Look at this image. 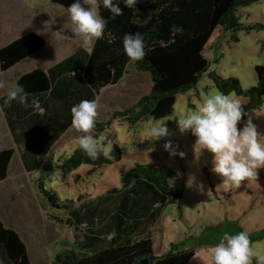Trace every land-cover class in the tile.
Segmentation results:
<instances>
[{
	"label": "trees",
	"instance_id": "obj_1",
	"mask_svg": "<svg viewBox=\"0 0 264 264\" xmlns=\"http://www.w3.org/2000/svg\"><path fill=\"white\" fill-rule=\"evenodd\" d=\"M257 1L153 0L138 1L136 7L129 8L119 0L123 12L114 19L101 5L99 14L106 21L102 39H94L90 48L78 46L47 69L36 67L18 76L16 84L24 87L30 103L35 101L32 107L25 108L15 101L5 104L6 93L0 97L16 145L0 149V182L8 177L18 151L28 172H41L38 189L46 209L62 211L64 219L59 221L75 230L77 240L59 251L53 264H192L194 249L170 250L161 257H153L152 227L165 207L178 199L169 183L176 175L174 171L153 162L137 163L122 174L121 187L84 199L80 192L76 197L65 194L79 189L76 185L68 187L72 178L76 182L81 177L75 170L82 164H90L92 173L112 160L103 152L97 159H91L79 147L67 158L57 157L56 151L54 155L48 154L72 127V105L83 99L97 101L103 88L124 77L132 61L123 48L126 33L143 35L146 55L136 61V68L151 74L153 87L132 106L96 122L95 137L106 134L104 144L114 139L111 127L114 120L134 125L150 116L160 97L191 89L210 68L206 47L215 29L240 28L236 10ZM51 2L68 7L73 0ZM173 26L182 27L183 31L174 33ZM46 43L43 35L29 31L0 46L1 71L40 51ZM255 71L258 83L246 92L252 100L241 106L242 119H246V111L253 107L254 99L259 102L254 107H262L264 63L256 65ZM220 86L226 95L233 89L244 92L235 77L223 80ZM43 177L50 178V186ZM0 254L9 264H32L19 233L6 227L1 219Z\"/></svg>",
	"mask_w": 264,
	"mask_h": 264
},
{
	"label": "rangeland",
	"instance_id": "obj_2",
	"mask_svg": "<svg viewBox=\"0 0 264 264\" xmlns=\"http://www.w3.org/2000/svg\"><path fill=\"white\" fill-rule=\"evenodd\" d=\"M66 8L51 0H0V46L29 31H36L47 40L46 45L27 61L22 60L7 71L0 69V84L3 85L0 94L10 88L15 73L25 67H47L76 47L92 44L93 41L85 44L81 37L71 32L73 24ZM236 15L240 28L215 29L206 47L209 70L191 89L176 94L172 112L159 118L145 117L134 125L125 120H114L111 125L114 139L104 144L103 150L112 162L92 173L89 171L93 165L82 164L75 170L81 174L79 181L72 178L68 185L78 186V191H65L73 197L80 192L88 199L112 187H121L122 174L137 163L153 162L174 171L176 175L169 183L178 199L165 207L152 227L154 258L170 250L194 249L196 254L192 264H212L210 248L219 242L223 233L241 231L248 233L254 251L264 255V167L257 170V177L245 179L238 188L225 184L219 174L211 171L214 154L200 150L191 131L181 133L177 124L181 114L196 110L205 97L222 93L221 82L233 77L239 79L244 92L233 89L227 95L241 106L251 103L252 98L246 92L258 83L256 65L264 63V0L238 7ZM152 87L151 74L137 70L136 61L132 60L117 84L102 89L97 98L96 122L107 120L116 110L132 106L148 95ZM257 103L256 99L252 102ZM254 105L246 111V119L238 122V128L244 120L252 119L261 133L259 139L264 143V97L262 107ZM158 123L167 125L169 135L153 140L151 128ZM91 134L95 137L94 129ZM81 135L83 133L72 126L48 156L56 151L57 157H69L79 147ZM168 140L172 142L175 155L164 148ZM8 147L16 145L0 105V149ZM41 177L40 171L28 172L24 168L16 151L8 177L0 182V219L6 227L19 233L32 264H53L56 254L69 247L77 237L73 228L59 221L64 219L62 211L46 209L38 189ZM44 180L50 186V178ZM254 263H257L255 258ZM0 264H9L1 254Z\"/></svg>",
	"mask_w": 264,
	"mask_h": 264
},
{
	"label": "clouds",
	"instance_id": "obj_3",
	"mask_svg": "<svg viewBox=\"0 0 264 264\" xmlns=\"http://www.w3.org/2000/svg\"><path fill=\"white\" fill-rule=\"evenodd\" d=\"M138 0H123L126 7H136ZM107 9L114 19L122 15L119 0H73L66 8L67 14L73 24L71 32L81 37L86 44L94 39H102L104 36L105 19L99 14V7ZM174 33L183 31L182 27L173 26ZM123 48L125 54L133 61H138L146 55L144 37L141 33H126L123 36ZM0 87H3L0 84ZM13 101L25 108L35 104L29 102V94L20 84L9 88L5 94L4 103ZM98 103L95 99H83L73 104L70 112L72 126L83 135L78 138L79 148L91 159H97L104 150L105 136L103 134L94 137L91 133L96 124ZM244 112L234 98L216 92L205 97L194 111L181 114L177 119L181 133L191 131L196 137L195 144L200 150H208L213 153L211 171L223 178V183L236 188L245 179L257 177L258 169L264 167V143H261L257 125L252 119L243 121L238 128V122L242 121ZM150 135L153 140L168 136L169 130L164 123L152 126ZM165 150L171 155L176 152L171 140L164 144ZM184 155L183 152L180 153ZM199 235V233H197ZM253 258L257 264H264V255H259L250 244L247 232L236 234L223 233L219 242L210 248L212 264H252Z\"/></svg>",
	"mask_w": 264,
	"mask_h": 264
},
{
	"label": "water",
	"instance_id": "obj_4",
	"mask_svg": "<svg viewBox=\"0 0 264 264\" xmlns=\"http://www.w3.org/2000/svg\"><path fill=\"white\" fill-rule=\"evenodd\" d=\"M176 100V95H166L163 97H160L153 109L150 112V116H153L155 118H159V117H163L169 113L172 112L173 110V105L175 103Z\"/></svg>",
	"mask_w": 264,
	"mask_h": 264
},
{
	"label": "crops",
	"instance_id": "obj_5",
	"mask_svg": "<svg viewBox=\"0 0 264 264\" xmlns=\"http://www.w3.org/2000/svg\"><path fill=\"white\" fill-rule=\"evenodd\" d=\"M16 38H17V37H16ZM12 40H13V39H12ZM10 41H11V40H10ZM5 44H6V43H5ZM3 45H4V44H3ZM90 46H91V45H90ZM90 46L87 47V48H90ZM76 48H77V47H76ZM76 48H75V49H76ZM75 49H74V50H75ZM74 50H73V51H74ZM73 51H72V52H73ZM38 52H39V51H38ZM35 53H37V52H35ZM35 53H33L32 55H30L28 58L30 59ZM68 55H69V54H68ZM66 56H67V55H65L64 57H66ZM64 57H63V58H64ZM28 58H26V59H24V60L27 61ZM63 58H62V59H63ZM62 59H60V60H62ZM60 60H59V61H60ZM20 62H21V61H20ZM20 62H18V63H20ZM57 62H58V61H57ZM18 63H17V64H18ZM55 63H56V62H55ZM17 64H16V65H17ZM53 64H54V63H53ZM53 64H51V65H53ZM16 65H15V66H16ZM51 65H49V66H47V67H39V68H45V69H47V68L50 67ZM13 67H14V66H13ZM13 67H12V68H13ZM36 67H37V66H33V67H30V68L25 67V69H22L20 72L15 73V74H16V75H15V80L13 81L12 85L10 86V88L16 85V82H17V78H18V76H19L20 74L24 73V72H25L24 70L28 71V70H31V69L36 68ZM10 69H11V68H10ZM10 69H8V70H10ZM23 71H24V72H23ZM7 89H8V88H7ZM6 92H7V90H6L5 92H2V93L0 94V97H1L3 94H5ZM0 105H1V104H0ZM1 109H2V107H1ZM2 111H3V110H2ZM3 114H4V112H3ZM4 117H5V115H4ZM5 120H6V118H5ZM70 128H71V127H70ZM67 132H68V131H67ZM67 132H66V133H67ZM66 133H65V134H66ZM65 134H64V135H65ZM64 135H63V136H64ZM63 136H62V137H63ZM62 137H61V138H62ZM56 144H57V143H56Z\"/></svg>",
	"mask_w": 264,
	"mask_h": 264
}]
</instances>
